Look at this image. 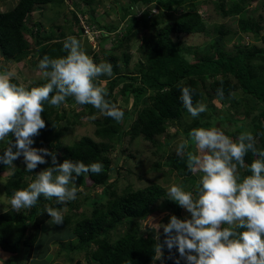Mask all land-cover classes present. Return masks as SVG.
<instances>
[{
  "label": "trees",
  "instance_id": "obj_1",
  "mask_svg": "<svg viewBox=\"0 0 264 264\" xmlns=\"http://www.w3.org/2000/svg\"><path fill=\"white\" fill-rule=\"evenodd\" d=\"M62 1L14 0L7 9H1L0 57L15 62L23 61L30 53L26 33L35 37L34 51L39 61L45 55L51 58L64 56L67 53L63 50V42L67 36H74L95 63L108 62L112 65L113 74L110 77L101 76L94 81L98 86L106 88L105 98L116 104L119 93L131 99V104L126 109L117 106L124 113L123 120L119 123L102 114L92 120L97 139L84 135L64 145L60 144L61 134L67 123H75L77 120L69 116L62 125L60 121L65 118L62 105L54 107L45 102L42 119L46 127L39 135L33 137L32 147H46L56 154L57 163H62L65 159L72 162L82 161L86 165L94 162L102 163L103 171L100 174L82 175L91 186H99L104 191L101 198L91 201V209L86 213L84 210L77 211L78 200L88 198V195H83L78 190L77 198L72 205L73 211L63 214L64 222L57 227L59 231L64 230V236H73V239L64 242L53 236L48 241L55 240L60 244L59 246H65L63 260L67 263L62 261L58 264H83L80 259L74 257L80 252L84 254L85 264H153L157 254L155 237L159 235L161 244L165 237L163 229L154 234L155 229L152 226H142L143 221L159 210H165L161 217L163 224L168 222L171 215L180 219L186 218L181 212L182 207L168 199L167 190L155 180H150L146 185L139 187L128 183L118 190L116 185L118 171L111 163V148L122 144L124 136H128L129 140L139 137L156 144V137L165 133L169 121L187 117L188 121L181 129L183 139H186L189 131L195 127H218L233 140L241 132L250 131L255 138L256 148L264 151L263 17L255 14L257 10L255 7L249 9L251 0H236L226 8L224 5L227 1L208 0L221 16L239 14L236 18V28L225 21L217 22L210 31L204 18L197 12L198 5L202 4L201 0H112L118 2L119 18L125 21L129 17L132 20L130 24L126 22L118 26L112 22L99 23L94 16L98 0H68L67 3L73 8L69 11L73 18L67 26L69 28L67 35L63 34L60 25L53 26L55 29L46 36L39 35L41 30L39 23L34 31L28 29V18H33L35 13L41 15L48 8L54 10V6ZM156 2H161L160 15L148 9L137 12V7ZM79 3L82 4L81 7ZM262 3L264 4V0ZM151 13L154 14L152 17L149 16ZM80 17L89 27L98 30L94 39L96 45L88 43V37L82 34ZM148 27L154 30L143 37L142 42L137 46L138 60L131 66L128 52L130 44L139 38V31ZM201 32L210 33L206 50L180 44L182 36ZM241 32L249 33L250 37L259 39L260 43L253 42L246 45L234 43L228 46L227 42L231 37ZM107 36H113L111 49L99 48L97 44ZM81 37L85 39L84 42L81 41ZM119 60L122 66L118 64ZM121 77L126 81L118 86ZM12 82L22 84L15 76L12 77ZM46 82L45 79L40 78L26 86L29 88L42 86ZM183 86L195 90L192 95L194 106L198 102L203 103L208 100L209 111L201 113L196 118L191 117L180 99V88ZM218 88L223 89L222 97L217 96ZM232 93H238L242 98L246 96L251 103H244L243 100L229 101L228 98ZM144 94L145 99H143ZM213 99L229 101V103L237 102L236 104L241 102L244 110L235 107L234 112L224 109V114L216 115L217 109L211 103ZM72 101L71 97L66 99V102ZM84 106L89 114L98 111L91 105ZM9 139L14 140V137L10 134ZM171 139L159 146V149L152 151L154 154L157 152L158 157H162V163L155 159L152 168L156 170L161 164L167 166L169 172L186 178L185 182L189 185L183 187L186 191H190L194 176L187 169L186 156L177 155V144ZM5 147L6 143L1 142L0 156L3 155ZM188 151L195 149L190 146ZM255 158L252 152H248L245 163L251 164ZM45 160L46 163L39 164L33 172L26 171L23 162L16 165L14 171L12 170L4 182L0 183L4 194L10 198L14 190L26 188L36 173L53 166L51 157L46 156ZM9 168L0 163V173ZM114 173L115 177H113ZM240 174L243 177L250 175L251 172L240 169ZM68 204L69 202L66 205L58 204L54 198L48 200L41 196L37 204L27 209L25 213L13 211L11 208L0 212V249L18 256L24 247L25 256L29 259L34 254V245L42 225L50 218L44 212V206L49 205L63 210ZM48 248V245L43 248L44 252ZM62 251L63 248H59L55 256H61ZM177 260L179 264H186L185 260L179 257L175 247L170 252L166 247L163 249L161 264H176Z\"/></svg>",
  "mask_w": 264,
  "mask_h": 264
},
{
  "label": "clouds",
  "instance_id": "obj_2",
  "mask_svg": "<svg viewBox=\"0 0 264 264\" xmlns=\"http://www.w3.org/2000/svg\"><path fill=\"white\" fill-rule=\"evenodd\" d=\"M63 50L67 53L64 56L45 55L39 61L38 68L47 81L42 86L13 83L12 72H0V142L6 143L0 163L14 171L13 161L23 157L25 170L33 172L48 156L53 165L36 173L26 188L14 190L7 198L6 203L16 212L31 209L41 196L66 205L77 198V177L103 171L100 162L86 165L65 159L57 163L56 154L47 148L32 147L33 137L46 127L42 119L45 102L59 107L71 97L76 105H91L118 123L124 117L123 111L105 98L106 88L94 83L101 76L110 77L112 65L95 63L71 35L65 38ZM180 91L191 117L207 111L204 103L193 105L194 89L183 86ZM217 96H223L222 88L217 89ZM10 134L14 140L9 139ZM190 146L195 151H188ZM248 152L256 156L251 164L245 163ZM176 153L186 156L190 172L201 175L195 193L178 184L167 188V198L191 218L171 215L166 224H153L156 230L163 229L165 237L162 244L159 235L155 237V259H162L165 247L169 252L175 247L186 264H264V151L256 148L253 134L243 131L233 140L218 127H195L177 145ZM240 169L251 174L242 177ZM66 210L44 206L51 224L56 225L64 222ZM0 264H4L2 258Z\"/></svg>",
  "mask_w": 264,
  "mask_h": 264
},
{
  "label": "rangeland",
  "instance_id": "obj_3",
  "mask_svg": "<svg viewBox=\"0 0 264 264\" xmlns=\"http://www.w3.org/2000/svg\"><path fill=\"white\" fill-rule=\"evenodd\" d=\"M164 1V0H162ZM227 1V4L224 5V8L226 6H230L231 4H234L236 0H224V2ZM68 0H63L62 3L54 6V10L51 8H48L43 11L41 15H38L35 13L33 18L27 19V25L28 29H32L34 31L37 28V23H39L40 32L39 35H49L54 29L55 25H60V29L62 30L64 35H67L69 33V28H67L68 24L72 22V13L69 11L72 8L70 4L67 3ZM112 0H98V3L95 5V11L94 16L99 21L100 24L103 22H112L115 23V25H121L125 24L126 22L130 24L132 21L129 17L124 21L119 18V8H118V2H112ZM263 0H251V4L249 5V9L252 7H255L256 13L260 14L263 17V23H264V4L262 3ZM14 3V0H0V10L4 8H8L10 5ZM80 3H82L80 1ZM79 3V7L82 6V4ZM202 4L198 5L197 12L204 18L205 24L210 29V31L213 29V27L216 25L217 22L223 23L227 22L230 23L234 28H236V18L239 14L232 13L230 16H221L218 14V12L214 9L213 4L208 0H201ZM143 9H148L152 13L161 14V2L151 3L142 5L140 7H137V12H141ZM57 10V11H56ZM75 13H78L75 11ZM149 15L152 17L154 14ZM176 13V12H174ZM159 14V15H160ZM157 15V16H159ZM150 17L148 19H150ZM41 21V22H39ZM52 24V25H50ZM154 30L153 28H144L141 31H139L138 36L139 38L136 41H133L132 44H130L129 53V64L135 65L136 61L138 60V54H137V46L142 42L143 37L145 38L147 35L150 34V32ZM262 30V29H261ZM83 34V33H82ZM84 35V34H83ZM119 35V34H117ZM27 40L30 44V53L27 55V57L21 61V62H15L12 60H6L0 57V72L3 71H9L13 73V76L17 77L20 81V83L26 85L36 79L42 78L41 72L38 68L39 60L37 57V53L34 51L35 47V37L34 35H29L26 33ZM112 37L113 36H107V38L101 39L99 41L100 44H97L99 48H109L112 46ZM115 37V36H114ZM175 38V37H174ZM89 40V39H88ZM87 40V41H88ZM181 45L189 46V47H197L200 50H206L209 45L210 41V33H194L182 36L180 38ZM81 41L84 42L85 39L81 37ZM260 43V40H256L249 36V33H238L234 34L231 37V40L227 43L228 46H231L234 43H241V44H247V43ZM88 43L94 44L93 41L89 40ZM113 50V49H112ZM90 57V54H87ZM120 66H122V62L119 60L118 63ZM120 84L122 82L126 81L124 77L120 78ZM143 99H145V94L143 96ZM229 101L232 100H243L244 103H251V101L244 96L242 98L238 93H232L229 98ZM229 101L223 102L218 99H213L211 101L212 105L215 106L217 109L216 115H222L225 113V110L228 109L230 112H234L235 107H237L240 110H244V106L241 102L239 104L232 103ZM206 105H209V101L206 100L203 102ZM131 104V99L125 98L123 95H119L117 93V101L116 105L126 109L129 108ZM225 109V110H224ZM62 110L64 111L65 118H62L60 123L64 125L66 123V118L71 116V118L75 117L77 122L75 123H67L66 128L64 132L60 136V144H70L73 141L78 140L82 136H89L91 138L97 139L96 135L94 134V124L93 119L100 116L101 114L96 111L92 114H89L87 111V108L83 106L76 105L74 102V99L72 102H65L62 104ZM239 110V111H240ZM83 111V113H82ZM209 111V110H207ZM206 111V112H207ZM238 111V112H239ZM188 121L187 117H183L182 120H171L167 123V130L165 133L161 134L160 136L156 137V144L151 143L150 141L136 138L129 140L128 136H124L122 144L119 146L114 145L111 148L110 151V157H111V163L115 165L118 171V177L116 181V185L118 187V190H120L122 187L126 186L128 183H132L134 187L144 186L148 183L150 180H155L159 184L163 185V187L167 190L169 186L172 184H178V185H189L186 184L184 177H178L174 173H171L167 170V166L162 165L159 168H156L154 170L153 162L156 159V161H160L162 163V157L157 156V152L152 153L153 150L159 149V146L161 147L167 141L172 138V142L178 145V143L184 138L181 134L182 126L185 125ZM220 125V124H217ZM1 143V142H0ZM5 143V142H2ZM39 149L38 147H35ZM46 148V147H44ZM130 153V154H129ZM23 162V157H20L15 162H13V165H19V163ZM12 169H5L0 173V183L2 184L4 180L7 178V176L11 173ZM194 180L193 184L191 185V190L193 193H195V183L199 179V176L201 174L196 173L193 174ZM116 174H113V177H115ZM76 185L78 187V190H80V193L83 195H88L87 199H80L78 200V209L77 211H85L88 213L91 209V201L96 200L98 198H101L103 196V189L99 186H91L90 183L86 180L84 175L79 176V178L76 180ZM81 194V196H82ZM7 196L4 194L2 190V185H0V212L5 211L6 209L10 208V205L6 203ZM80 198V196H79ZM82 200V201H81ZM81 201V202H80ZM75 203L74 201H70L67 210L63 212L65 214L66 212H72L73 208L72 205ZM27 209H22L24 213ZM181 212L184 215L186 219H190V213H188L185 209L181 208ZM165 213V210H159L152 214H150L145 221H143L142 226H152V228L155 229V226L153 224L159 223L163 224L161 221L162 215ZM150 217L153 218L150 220ZM59 225L51 224V218H49L43 225L42 229L40 231V234L38 235V238L34 245V254L27 259L26 258V248L23 247V249L18 254L5 252L0 249V258L3 259L4 264H58L59 262H65L63 260V256H65V246H59L60 244L56 243L55 240H49L53 236L62 239L64 242L66 240L73 239V236H64V230L59 231L57 229ZM162 228L156 230L155 233H159ZM48 231V233H45ZM70 232H67L69 234ZM50 242V243H49ZM55 242V243H54ZM49 246L46 252H44V249L46 246ZM63 248V251L60 253L61 256L56 257V253L59 250V248ZM44 248V249H43ZM157 255V254H156ZM155 255V257H156ZM75 258L80 259L83 264H85V258L84 254L80 252L79 254L74 256ZM153 260V264H161V259H155ZM163 258V257H162Z\"/></svg>",
  "mask_w": 264,
  "mask_h": 264
},
{
  "label": "built area",
  "instance_id": "obj_4",
  "mask_svg": "<svg viewBox=\"0 0 264 264\" xmlns=\"http://www.w3.org/2000/svg\"><path fill=\"white\" fill-rule=\"evenodd\" d=\"M81 19V27L83 28V34L86 35L88 37L89 40L94 42L95 39V35L98 33V30H94L91 27H89L87 24H85Z\"/></svg>",
  "mask_w": 264,
  "mask_h": 264
},
{
  "label": "crops",
  "instance_id": "obj_5",
  "mask_svg": "<svg viewBox=\"0 0 264 264\" xmlns=\"http://www.w3.org/2000/svg\"><path fill=\"white\" fill-rule=\"evenodd\" d=\"M11 6V5H10Z\"/></svg>",
  "mask_w": 264,
  "mask_h": 264
}]
</instances>
